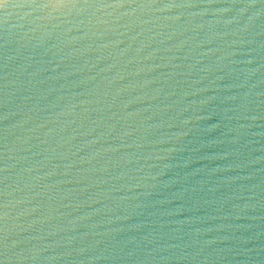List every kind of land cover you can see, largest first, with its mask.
<instances>
[{"label": "water", "instance_id": "water-1", "mask_svg": "<svg viewBox=\"0 0 264 264\" xmlns=\"http://www.w3.org/2000/svg\"><path fill=\"white\" fill-rule=\"evenodd\" d=\"M0 264H264V0H0Z\"/></svg>", "mask_w": 264, "mask_h": 264}]
</instances>
